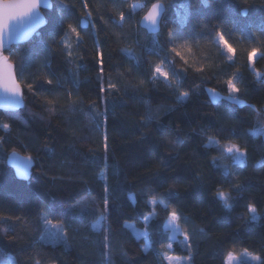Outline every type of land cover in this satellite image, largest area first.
<instances>
[{"label":"trees","instance_id":"1","mask_svg":"<svg viewBox=\"0 0 264 264\" xmlns=\"http://www.w3.org/2000/svg\"><path fill=\"white\" fill-rule=\"evenodd\" d=\"M51 1L46 26L7 53L25 107L0 112V261L249 264L247 253L264 264V0ZM156 3L149 35L139 22ZM234 74L240 104L225 84ZM10 155L32 161L28 181ZM46 222L63 227L62 244L41 241Z\"/></svg>","mask_w":264,"mask_h":264},{"label":"water","instance_id":"2","mask_svg":"<svg viewBox=\"0 0 264 264\" xmlns=\"http://www.w3.org/2000/svg\"><path fill=\"white\" fill-rule=\"evenodd\" d=\"M4 0H0L3 3ZM158 5V14L156 16L155 23L145 19L148 13L151 11L152 6L149 8L145 16L140 20L139 27L149 35H157L161 30L162 18L164 16L165 8L163 4L156 3ZM53 3L51 0H40V6L36 10V14L32 20L27 21L24 25L13 26L10 29V35L5 34L3 49H0V56H7V53L16 46H22L31 41V39L46 26V19L43 12L51 11ZM246 16V12L242 13ZM81 28L86 30L87 23L81 22ZM8 57V56H7ZM7 64L13 65V79L18 82L16 76V66L10 62L9 57L7 61L0 59V83L8 81L9 69L6 67ZM11 83V81H8ZM20 84V83H19ZM25 107L23 88L21 86V94L6 93L3 87H0V112L16 114L23 110ZM7 165L14 171L15 176L20 181H28L31 176V169L33 166L32 161L28 159H21L16 155H10L7 159Z\"/></svg>","mask_w":264,"mask_h":264},{"label":"snow or ice","instance_id":"3","mask_svg":"<svg viewBox=\"0 0 264 264\" xmlns=\"http://www.w3.org/2000/svg\"><path fill=\"white\" fill-rule=\"evenodd\" d=\"M39 6H40V0H4L3 3H0V49H3L5 34L8 33L10 35V29L13 26V24L16 26H20V25H24L27 21L32 20ZM158 7H159L158 5H152V9L148 13V15L145 17V19L150 20L153 23H155L156 16L158 14V11H157ZM120 19L121 20L125 19L123 13L120 14ZM67 27L73 33H75L77 37L80 36V32L72 24H68ZM220 40L223 43L227 52L232 54L228 58L232 59V56L235 55V50L233 49L232 45L229 44L228 41L224 39L223 35L220 36ZM172 51L176 52V49H173ZM258 51H259L258 49L252 48V50L250 51L248 55V60L253 65L256 62ZM69 55H71V53H69ZM177 55H180V53L177 52ZM260 55L264 56V53H260ZM0 59L7 61L8 57L0 56ZM181 59H183V56H181ZM185 62L187 63V61ZM101 63H103L102 59H101ZM6 67L9 69L8 81H11V83H9L8 81H5L3 83H0V87H3L6 93L21 94V85L15 82V80L13 79V75H14L12 71L13 65L7 64ZM101 71H103V68H101ZM155 71L165 78H167L168 76V73L162 71L159 65L156 66ZM196 71L200 72L201 69L197 68ZM234 79H235V74L233 75L232 78L227 79L225 81V84L227 85V88L230 91V94H239L241 92V89L237 87L236 83H234ZM48 83L52 84L53 81L48 80ZM141 83H143V81H141ZM27 88L29 91H32L34 88V85L29 83L27 85ZM108 89H111L113 91H119V89L117 88V85L114 83H109ZM101 90H104V89L102 88ZM183 96L187 97L188 93L187 92L183 93ZM236 102L242 103V101H239V100ZM49 103H52V102L50 101ZM93 107H95V104H93ZM5 127L7 128L8 126L5 125ZM107 147L108 145L107 143H105V148ZM227 151L228 152L240 151V149L236 145H231L227 148ZM236 187H240V185L237 184ZM105 191H107V188L105 189ZM218 195L221 197H226V194L224 192H219ZM107 203L108 201L106 198L105 205H107ZM250 209L252 212L256 211L255 206H250ZM170 219L173 223H175L179 219L175 210L172 211ZM185 238L188 239L187 233H185ZM231 259L232 257L230 255L229 260Z\"/></svg>","mask_w":264,"mask_h":264},{"label":"rangeland","instance_id":"4","mask_svg":"<svg viewBox=\"0 0 264 264\" xmlns=\"http://www.w3.org/2000/svg\"><path fill=\"white\" fill-rule=\"evenodd\" d=\"M223 50L226 52L227 50L225 49L224 45L221 44ZM211 97L213 98V100H218L219 96L218 94L211 92ZM230 101H238L237 99L234 98V94H231L229 97ZM237 103V102H236ZM240 104V103H238ZM103 225V218H99L93 228L100 230L102 228ZM127 228L132 232V234L137 238V239H142L144 242V246H143V250L144 251H148L150 248V244L148 242V234L146 233V231H138L136 230L132 225H127ZM168 232L169 234L172 233V236L174 238H176L178 236V231L175 227V224L171 221L168 225ZM41 241L45 244H49V245H60L64 242V234H63V227L59 224H52V223H45V227H44V231H43V235L41 237ZM241 259L249 264H258V259L256 257L250 256L247 253H242L241 255ZM164 261L167 264H191L190 261L186 258V259H179L176 257H171L168 255H163L162 256ZM233 261V260H231ZM238 263H240L239 261H237ZM234 263V262H233ZM0 264H14L13 261L11 259H7V260H1ZM235 264V263H234Z\"/></svg>","mask_w":264,"mask_h":264},{"label":"clouds","instance_id":"5","mask_svg":"<svg viewBox=\"0 0 264 264\" xmlns=\"http://www.w3.org/2000/svg\"><path fill=\"white\" fill-rule=\"evenodd\" d=\"M49 80H51V79H49ZM47 83H48V81H47ZM8 126V125H7Z\"/></svg>","mask_w":264,"mask_h":264},{"label":"crops","instance_id":"6","mask_svg":"<svg viewBox=\"0 0 264 264\" xmlns=\"http://www.w3.org/2000/svg\"><path fill=\"white\" fill-rule=\"evenodd\" d=\"M263 135H264V133H263Z\"/></svg>","mask_w":264,"mask_h":264}]
</instances>
